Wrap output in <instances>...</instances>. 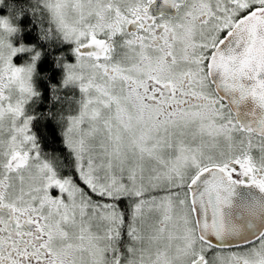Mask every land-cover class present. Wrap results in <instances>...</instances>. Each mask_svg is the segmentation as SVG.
<instances>
[{
	"label": "snow or ice",
	"instance_id": "snow-or-ice-1",
	"mask_svg": "<svg viewBox=\"0 0 264 264\" xmlns=\"http://www.w3.org/2000/svg\"><path fill=\"white\" fill-rule=\"evenodd\" d=\"M32 11L80 96L65 165L33 131L41 54L0 18V264H264V0Z\"/></svg>",
	"mask_w": 264,
	"mask_h": 264
},
{
	"label": "trees",
	"instance_id": "trees-1",
	"mask_svg": "<svg viewBox=\"0 0 264 264\" xmlns=\"http://www.w3.org/2000/svg\"><path fill=\"white\" fill-rule=\"evenodd\" d=\"M3 6L9 12V16L17 19L21 15V27L24 31V39L26 42L32 43L42 51V60L39 63L36 84L41 93L39 101L35 104V115L37 118L33 122V131L36 133L42 149L46 153H52L59 156L65 163H71V154L64 144L63 136L61 135L60 125L54 118L56 115L74 113L73 98L76 95L69 91L61 89V69L58 66L57 58L66 56V53L61 49L63 45L57 41H39L40 26L37 23L38 16L32 10L36 4L32 0H5ZM59 90V98H54V92ZM51 112L52 117H48L47 113ZM68 170L69 168L65 167Z\"/></svg>",
	"mask_w": 264,
	"mask_h": 264
},
{
	"label": "flooded vegetation",
	"instance_id": "flooded-vegetation-1",
	"mask_svg": "<svg viewBox=\"0 0 264 264\" xmlns=\"http://www.w3.org/2000/svg\"><path fill=\"white\" fill-rule=\"evenodd\" d=\"M4 2H5V0H4ZM4 2H3V4H4ZM159 2L162 3V0H159ZM3 4L0 5V18L9 16L8 15L9 12H7V9L3 6ZM31 13H33V12H31ZM23 17L24 16L21 15L20 17H18L16 19V21L14 20L15 21V25L18 26V28L20 29L19 33L17 34V40L14 42V44H15V46L17 48L21 47L22 45H24V46H34L32 43L26 42L25 39H24V34L25 33H24V31L22 30V27H21V22H22V18ZM38 39H39V41H42V39H40L39 37H38ZM50 42H53V41H50ZM61 49H63V51L66 53L65 59L67 60V62L74 63L75 62V57H74V55L72 53L73 45L65 43L64 46L61 47ZM35 50H38V51H40L42 53L41 49L37 48L36 46H35ZM27 53H29V52L20 53V56L18 57L17 60L19 61L23 54H25V57L28 58L27 57ZM41 60H42V55H41L40 60L36 64V71H38V66H39V63H40ZM41 147H42V145H41Z\"/></svg>",
	"mask_w": 264,
	"mask_h": 264
},
{
	"label": "rangeland",
	"instance_id": "rangeland-1",
	"mask_svg": "<svg viewBox=\"0 0 264 264\" xmlns=\"http://www.w3.org/2000/svg\"><path fill=\"white\" fill-rule=\"evenodd\" d=\"M7 17H9V18H11L12 20H13V22H14V24H15V21H16V19H13L11 16H7ZM2 18H5V17H2ZM15 20V21H14ZM17 40V35L16 36H14L13 38H12V44H13V47H16L15 46V44H14V42ZM64 43H62L61 42V44L60 45H63ZM34 55V53L33 52H29V53H27V57L28 58H26L25 57V54H23L22 56H21V59L18 61L17 59H18V57L20 56V53L19 54H17L15 57H13V63L16 65V66H23L24 65V63L27 61V62H31V57ZM75 63V62H74ZM64 69H63V67H62V69H61V82H60V85H61V89H62V91H69V92H72V93H74L75 95H76V98H73V100H72V104H73V106H74V111H75V109L77 108V103H76V101L79 99V96H80V93H79V90L77 89V88H75V87H71V86H68V87H62V82H63V79H64ZM33 115H35V108H34V111H33V113H32ZM72 114H75V112L74 113H69V115H72ZM60 130H61V127H60ZM62 135V134H61ZM68 170H66V169H64V174L65 175H67L68 173ZM54 195L55 194H57L55 191H54V193H53Z\"/></svg>",
	"mask_w": 264,
	"mask_h": 264
},
{
	"label": "clouds",
	"instance_id": "clouds-1",
	"mask_svg": "<svg viewBox=\"0 0 264 264\" xmlns=\"http://www.w3.org/2000/svg\"><path fill=\"white\" fill-rule=\"evenodd\" d=\"M33 2L36 4V3H38L39 2V0H33ZM23 47H26V48H34L35 49V46H24V45H22ZM36 51H38V50H36ZM38 52H40V51H38ZM40 54L42 55V53L40 52ZM28 64V62L26 61L25 63H24V65H27Z\"/></svg>",
	"mask_w": 264,
	"mask_h": 264
}]
</instances>
